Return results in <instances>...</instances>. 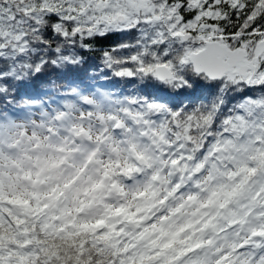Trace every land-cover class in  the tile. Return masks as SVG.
<instances>
[{
	"label": "snow or ice",
	"instance_id": "6c2138e0",
	"mask_svg": "<svg viewBox=\"0 0 264 264\" xmlns=\"http://www.w3.org/2000/svg\"><path fill=\"white\" fill-rule=\"evenodd\" d=\"M0 264H264V0H0Z\"/></svg>",
	"mask_w": 264,
	"mask_h": 264
}]
</instances>
